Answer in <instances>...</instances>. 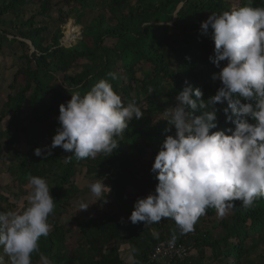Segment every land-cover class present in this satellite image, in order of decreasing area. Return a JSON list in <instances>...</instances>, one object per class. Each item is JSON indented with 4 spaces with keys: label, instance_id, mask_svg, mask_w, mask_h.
<instances>
[{
    "label": "trees",
    "instance_id": "16d2710c",
    "mask_svg": "<svg viewBox=\"0 0 264 264\" xmlns=\"http://www.w3.org/2000/svg\"><path fill=\"white\" fill-rule=\"evenodd\" d=\"M245 3L239 0V6ZM253 6L264 7V0H253ZM230 9L228 0H0V55L18 61L9 91L2 94L4 116L9 117L0 131V173L12 179L0 182V212L16 207L11 200L18 201L26 191L30 175L46 179L54 211L64 208L80 194L76 168L97 172L106 157L111 159L106 173L96 175L111 189L107 202L97 201L90 212L71 217L67 227L51 224L50 234L40 238L39 251L32 254V264L37 257L38 264H44V258L51 264H125L112 223L115 215L127 217L121 225L130 264H158L148 262L152 248L172 241L188 247L180 264H264V198L250 209L236 201L224 216L209 207L187 233L171 218L150 225L128 219L134 210L128 199L146 197L158 183L150 169L166 135L172 134L165 132L166 108L175 106L185 81L199 88L205 100L221 85L212 79L220 69L209 60L214 49L211 28L203 35L200 25L212 13ZM72 19L81 36L65 47L61 26ZM101 79L144 113L116 138L113 153L77 159L56 147L47 159L34 155L37 147L51 144L60 126L59 105L69 101L71 93L83 96ZM217 108L215 130L234 127L225 122L223 106ZM20 137L26 149L21 152L13 145ZM6 158L15 163L14 170L7 167ZM73 229L77 239L67 246L66 236ZM4 262L11 264L9 259Z\"/></svg>",
    "mask_w": 264,
    "mask_h": 264
},
{
    "label": "clouds",
    "instance_id": "9594fccd",
    "mask_svg": "<svg viewBox=\"0 0 264 264\" xmlns=\"http://www.w3.org/2000/svg\"><path fill=\"white\" fill-rule=\"evenodd\" d=\"M210 28L214 49L209 60L220 69L212 79L221 85L205 100L199 88L185 81L175 106L164 112L165 132L172 134L166 135L150 169L158 181L154 192L134 203L128 218L133 224L171 218L187 233L209 207L224 216L236 201L250 209L264 198V7L246 0L243 6L212 13L200 25L203 35ZM109 76L117 79L115 73ZM218 104L225 122L234 125L226 131L215 130ZM143 115L135 101L125 103L111 83L101 79L83 96L71 93V99L59 105L60 126L51 144L37 147L34 155L47 159L60 147L77 159L109 156L118 147L116 138ZM28 185L26 207L0 212V249L11 264H32L40 238L52 230L49 216L55 202L48 182L30 175ZM88 187L96 202H107L111 189L103 180ZM44 264L51 262L44 258Z\"/></svg>",
    "mask_w": 264,
    "mask_h": 264
},
{
    "label": "rangeland",
    "instance_id": "374dc122",
    "mask_svg": "<svg viewBox=\"0 0 264 264\" xmlns=\"http://www.w3.org/2000/svg\"><path fill=\"white\" fill-rule=\"evenodd\" d=\"M230 2V6L231 9L233 7H237L239 6V0H228ZM72 25L74 27L73 32L71 34V39L66 41L65 38V30L67 28V26ZM62 28V38H61V45L65 46V47H69L70 45L74 44L75 41L80 38L81 36V31H80V26L75 25L73 19L69 20L66 24L61 26ZM9 37V36H8ZM15 49V47H12V51ZM2 65L5 66L2 67ZM18 66V61L17 58L15 56L11 57H6L0 55V131H3L6 127L7 124V120L9 115H5L4 116V109L1 106V103L3 102V95L2 94H7L8 93V83L12 77V73L14 71V68ZM163 98H160L159 101L162 102ZM172 106H168L166 108L169 109ZM166 117V115H165ZM33 126L35 127L36 125L34 123H32ZM43 138H45V132H43ZM49 139H46L44 141H48ZM3 141V140H2ZM0 141V142H2ZM51 141V140H49ZM15 148H18L17 151L21 152V151H25L26 149L23 146V140L20 138L14 140L13 143ZM4 157H7V155L5 154ZM36 157H33L32 160H35ZM111 159L109 157H106V160L104 161V163L100 164L98 171L94 172L92 170H90V173H87L85 168H76V173L74 175V181L76 186L78 187V189H80V194L79 197L76 198L75 201H73L71 204H67L65 205L64 208H60L56 211H54L53 214L50 215L49 218V223L53 224V223H59L64 225L65 227L69 226L72 224L71 217H76L79 216L80 213H88L90 212L91 208L94 206V204H96V198L90 193L89 190V184L95 182L96 179V175H98L97 173H99L100 175L103 173H106V169L107 166L110 165ZM6 163H7V167L11 168V169H15V163L10 160L9 158H6ZM12 170V171H13ZM95 174V175H94ZM11 176V175H10ZM9 176L8 173H0V182L6 184L9 181H11V177ZM24 189L26 191H24L22 193V195L19 197L18 201H14L11 200L16 207L13 208L12 211H21L24 207H26V204L23 203L24 201H26V196L28 195V193L30 192V186L28 185V181L26 183V186L24 187ZM141 198L139 194L134 195L132 198L128 199L129 203H135V201L137 200V198ZM102 202V201H101ZM27 203V202H26ZM83 204H89L87 209H80V207ZM99 209H104V206L98 205ZM80 209V210H79ZM125 219H127L126 216H122V215H115L112 218V223L114 226V229L116 231V238H117V242L119 245V251L121 254V259H123L125 264H130V252H128L127 250V244L123 241V226L121 225L122 221H124ZM77 239V233H76V229H73V233H71V235L66 236V245H73L75 243ZM7 259L10 260V258L5 255L4 253L2 254V256L0 255V264H4ZM11 261V260H10ZM38 257L35 258L34 262L38 264Z\"/></svg>",
    "mask_w": 264,
    "mask_h": 264
},
{
    "label": "built area",
    "instance_id": "2783aa9c",
    "mask_svg": "<svg viewBox=\"0 0 264 264\" xmlns=\"http://www.w3.org/2000/svg\"><path fill=\"white\" fill-rule=\"evenodd\" d=\"M187 249L186 245L179 242L158 243L151 250L148 262L178 264L179 260L187 256Z\"/></svg>",
    "mask_w": 264,
    "mask_h": 264
},
{
    "label": "bare ground",
    "instance_id": "6f19581e",
    "mask_svg": "<svg viewBox=\"0 0 264 264\" xmlns=\"http://www.w3.org/2000/svg\"><path fill=\"white\" fill-rule=\"evenodd\" d=\"M73 29H74V27L72 26V25H69V26H67V28H66V30H65V40L66 41H68V40H70L71 38V34H72V32H73Z\"/></svg>",
    "mask_w": 264,
    "mask_h": 264
},
{
    "label": "water",
    "instance_id": "95a60500",
    "mask_svg": "<svg viewBox=\"0 0 264 264\" xmlns=\"http://www.w3.org/2000/svg\"><path fill=\"white\" fill-rule=\"evenodd\" d=\"M28 44H29V41H26ZM31 49H32V47H31Z\"/></svg>",
    "mask_w": 264,
    "mask_h": 264
},
{
    "label": "crops",
    "instance_id": "0c3cea01",
    "mask_svg": "<svg viewBox=\"0 0 264 264\" xmlns=\"http://www.w3.org/2000/svg\"><path fill=\"white\" fill-rule=\"evenodd\" d=\"M130 257V256H129ZM130 261H131V259H130Z\"/></svg>",
    "mask_w": 264,
    "mask_h": 264
}]
</instances>
